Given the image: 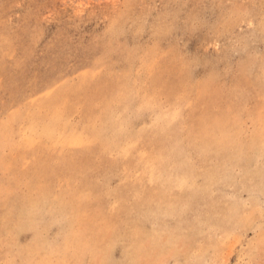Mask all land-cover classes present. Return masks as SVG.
<instances>
[{"label":"rangeland","instance_id":"374dc122","mask_svg":"<svg viewBox=\"0 0 264 264\" xmlns=\"http://www.w3.org/2000/svg\"><path fill=\"white\" fill-rule=\"evenodd\" d=\"M0 264H264V0H0Z\"/></svg>","mask_w":264,"mask_h":264}]
</instances>
